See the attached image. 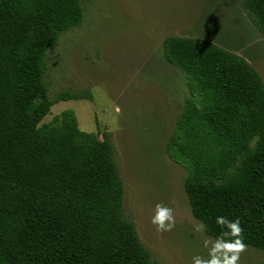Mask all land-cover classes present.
I'll use <instances>...</instances> for the list:
<instances>
[{
  "label": "trees",
  "instance_id": "trees-1",
  "mask_svg": "<svg viewBox=\"0 0 264 264\" xmlns=\"http://www.w3.org/2000/svg\"><path fill=\"white\" fill-rule=\"evenodd\" d=\"M82 2L0 0V264H156L125 214L111 135L82 130L73 109L42 123L81 97L51 99L44 74ZM243 2L264 34V0ZM164 50L191 91L166 151L188 167L192 213L215 239L227 231L217 217L239 218L243 243L264 251V80L200 37L169 35Z\"/></svg>",
  "mask_w": 264,
  "mask_h": 264
},
{
  "label": "rangeland",
  "instance_id": "rangeland-1",
  "mask_svg": "<svg viewBox=\"0 0 264 264\" xmlns=\"http://www.w3.org/2000/svg\"><path fill=\"white\" fill-rule=\"evenodd\" d=\"M82 7L83 22L49 48L44 74L51 99L66 91L81 97L56 101L42 123L73 109L82 130L111 135L125 214L156 264L207 259L216 239L197 231L203 223L185 191L188 167L166 151L191 91L185 72L167 59L164 39H206L245 58L264 80V34L243 0H83ZM158 203L172 209L168 231L151 222ZM263 260L264 251L246 246L238 264Z\"/></svg>",
  "mask_w": 264,
  "mask_h": 264
},
{
  "label": "clouds",
  "instance_id": "clouds-1",
  "mask_svg": "<svg viewBox=\"0 0 264 264\" xmlns=\"http://www.w3.org/2000/svg\"><path fill=\"white\" fill-rule=\"evenodd\" d=\"M152 224L156 225L157 231H168L174 226V217L172 209L160 203L155 206V214L151 218ZM217 223L226 227L227 231L223 232L220 237L212 242L208 250V258L205 259L200 255L192 257V264H238L240 253L245 250L246 245L243 243L239 218L228 220L226 217H217ZM203 225L197 226V231L203 229ZM234 238V239H228ZM210 241L205 240V247Z\"/></svg>",
  "mask_w": 264,
  "mask_h": 264
}]
</instances>
